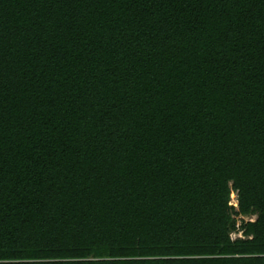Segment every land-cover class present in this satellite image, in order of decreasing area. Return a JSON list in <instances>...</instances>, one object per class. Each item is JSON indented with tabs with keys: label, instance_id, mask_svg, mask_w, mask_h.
I'll use <instances>...</instances> for the list:
<instances>
[{
	"label": "trees",
	"instance_id": "obj_1",
	"mask_svg": "<svg viewBox=\"0 0 264 264\" xmlns=\"http://www.w3.org/2000/svg\"><path fill=\"white\" fill-rule=\"evenodd\" d=\"M0 264H264V0H0Z\"/></svg>",
	"mask_w": 264,
	"mask_h": 264
},
{
	"label": "rangeland",
	"instance_id": "obj_2",
	"mask_svg": "<svg viewBox=\"0 0 264 264\" xmlns=\"http://www.w3.org/2000/svg\"><path fill=\"white\" fill-rule=\"evenodd\" d=\"M237 192H232L231 196V204H233L235 211L238 209V200H237ZM233 217L237 220V225H240V223L248 220H254L256 219V215H249V216H243V215H233ZM232 238L242 237L243 234L240 231H232L231 233Z\"/></svg>",
	"mask_w": 264,
	"mask_h": 264
}]
</instances>
